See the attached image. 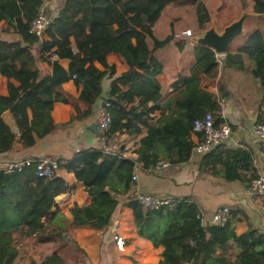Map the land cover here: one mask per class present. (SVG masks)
<instances>
[{
    "label": "trees",
    "instance_id": "trees-1",
    "mask_svg": "<svg viewBox=\"0 0 264 264\" xmlns=\"http://www.w3.org/2000/svg\"><path fill=\"white\" fill-rule=\"evenodd\" d=\"M210 1L63 0L60 13L40 38L30 33V23L39 14L43 0H0V78L9 80L10 93L7 98L0 95V157L11 151L17 138L30 148L36 138L43 139L56 130L52 111L55 103L67 100L62 86L74 76L81 91L80 101L88 110L81 114L76 107L73 120L92 115L109 74L112 83L106 101L111 104L113 121L108 138L116 140L121 134L139 135L146 130L136 149V160L87 150L64 165L92 197L87 207L74 205L71 220L53 210L55 198L68 188L62 179L39 177L33 168L22 173L0 172V264L20 263L25 253L18 245L19 239L32 244L61 243L68 240L71 228H108L119 208L117 196L131 189L136 167L156 173L162 156L171 167L190 162L197 144L192 139L195 121L212 113L218 126L222 121L219 103L230 95L225 85L218 96L207 90L206 79L217 77V54L210 48L193 45L192 51H187L194 56L189 73L173 80L169 85L173 93H164L158 77L164 74L165 63H174L171 57L185 50L186 41L176 36L188 27L177 28L176 22L195 17L200 31L206 30L213 13L207 3ZM243 4L239 12L245 9L264 15V0H243ZM165 14L166 25L162 27ZM12 34L19 39L4 38ZM37 45L41 58L52 68L50 76L28 69ZM170 47L173 53L160 56ZM231 49L224 58L225 67L248 70L256 80L262 95L261 116L256 123L263 122L264 29L255 30L235 51ZM109 54L122 57L129 70L115 77V67L107 62ZM63 59L70 60L68 70L59 64ZM95 62L104 70L98 69ZM6 111L12 113L21 132L19 137L4 121ZM156 112L161 116H154ZM197 135L203 141L204 135ZM199 167L203 174L232 182L243 180V172L254 170V162L251 152L226 149L221 144L201 157ZM174 201V207L159 210H146L136 200L129 203L139 235L163 248L160 264H264V235L250 229L238 236L233 217L224 226L204 225L201 208L195 201ZM234 247L241 253L233 260ZM218 250L224 258L218 257ZM31 264L65 261L59 252H53L40 262L31 260Z\"/></svg>",
    "mask_w": 264,
    "mask_h": 264
},
{
    "label": "crops",
    "instance_id": "crops-1",
    "mask_svg": "<svg viewBox=\"0 0 264 264\" xmlns=\"http://www.w3.org/2000/svg\"><path fill=\"white\" fill-rule=\"evenodd\" d=\"M61 6V3L53 2L50 7H47L46 12L54 19L60 13ZM1 25L5 26L3 23ZM10 36H5L4 38L8 40L19 39L15 34ZM178 36H176L177 39H182ZM44 39H47V37L45 36ZM183 40L188 41V39ZM189 45L194 44L190 41ZM187 51H189V48L185 46L183 52L176 53L177 61H174V63L167 62L168 65L165 63V72L158 77V81L165 88V94L173 93V89L169 85L175 78L179 75H188L194 56ZM183 53L188 55H183ZM34 55L35 59L28 64V69L32 71L39 70L43 77L50 76L52 68L41 58L40 45L34 48ZM179 59H182L186 69L179 68ZM107 62L110 66L115 67V77L121 76L129 70L128 65L119 55L109 54ZM247 62V59H245V63ZM13 63L17 64L18 61L13 60ZM59 64L68 70L70 60H59ZM94 64L98 69L104 70L99 63L95 62ZM230 70L228 69L226 73H229L231 78L243 77V71L234 69L236 70L235 72H229ZM237 72L240 74H236ZM227 76L229 79L230 76ZM219 80L221 81V79ZM218 81L210 84L205 82L208 85L207 90L217 96L220 95L221 88ZM11 82L16 86L19 85L14 80H11ZM8 83L9 80L6 77L0 78V95L2 97L7 98L10 96ZM111 83L112 79L109 74H106V78L103 81V93L94 106L92 115L88 117L83 115L76 120L72 119L77 114L76 107L81 114H84L88 108L80 101L81 91L78 89L75 80L72 79L63 84L62 88L67 100L55 103L52 111L56 130L43 139L36 138V144L30 148L24 147L21 140L17 138L11 151L7 155L2 156L11 159L47 157L58 161L61 167L55 177L56 179H62L68 188L55 198L56 207L53 210H59L70 220L72 219L71 209L74 205L87 207L92 203V197L84 184L78 181L73 172L66 170L64 165L75 160L82 151L100 150V135L95 127L97 126L100 109L111 91ZM251 85L252 88L249 90L250 99L243 100V93L241 91L237 92L240 86L237 83L230 91L231 97L224 99L230 106V115L227 121L232 126L233 133L230 139L223 143V148L243 149L251 152L253 157L254 170L243 172V180L229 182L219 176L201 173L199 167L201 157L199 156H193L190 162L172 166L163 172L152 173L140 169L137 174L138 179L136 183L132 182L131 189L126 194L117 196L120 203L119 208L108 228L103 230L71 228L68 232V240L61 243L32 244L25 238L22 239L23 243H31L32 251L34 252L43 251V253H48V255L53 252H59L65 264H160L163 248L155 247L152 241L139 235L134 213L129 205L130 202L136 200L139 193L168 196L173 200L191 199L200 206L204 225H212V218L218 209L229 207L233 214L238 236L246 234L250 229L264 235V214L262 211L264 197L252 198L247 194V188L252 179L258 174H264V148L253 133V126L261 116L262 95L258 93L256 84L252 83ZM246 87L248 86L246 85ZM154 116L158 118L161 113L156 112ZM3 119L12 130L17 129L15 119L10 111L4 112ZM145 134L146 130L143 129L142 134L132 136L121 134L116 137V140L123 146L129 147L132 150L130 159L136 160L138 157L136 149L139 146L140 139ZM192 139L195 143L200 142L197 134H194ZM115 230L120 232L127 240V247L124 253L119 252L115 247V242L113 241ZM23 245L21 246L24 247ZM28 247L26 249L22 248L25 254L19 264L21 262L22 264H31V260H34L32 257L29 258L28 256L27 258L26 256L28 254L27 250L29 251ZM233 251L232 258L234 260L235 256L241 253V250L238 247H234ZM217 254L219 258L225 257L220 250H218Z\"/></svg>",
    "mask_w": 264,
    "mask_h": 264
},
{
    "label": "built area",
    "instance_id": "built-area-1",
    "mask_svg": "<svg viewBox=\"0 0 264 264\" xmlns=\"http://www.w3.org/2000/svg\"><path fill=\"white\" fill-rule=\"evenodd\" d=\"M53 2H59L62 5L63 0H43L39 14L30 23V33L35 34L40 38L45 35V32L50 27L53 20V18L47 14L46 9L47 7H50ZM178 37L191 41L194 35L192 31L185 30ZM218 56L219 55H217L216 64L221 66L219 64H224V59L222 62ZM75 78L76 76H74L73 79ZM219 104L220 110L218 115L222 121L218 126L216 124L217 119L212 113H207L203 119H198L194 123L195 134L202 133L204 135L203 141L197 143L196 147L194 148V156L202 157L203 155L213 151L216 147L229 140L233 133V128L227 121V118L230 115L229 103L225 100H221ZM110 108L111 104L108 101L104 102L97 119V130L100 135V150L104 154L111 157L130 159L132 157V150H130L129 147L123 146L117 140H110L108 138L113 121ZM13 132L16 133L18 137L21 135V132L18 129H13ZM253 133L264 148V121L254 124ZM60 167L61 165L58 161L47 157L38 159H11L0 157V172L7 174L22 173L27 169L33 168L37 176L43 178H53L60 170ZM169 168H171L170 163L164 156H162L158 161L156 172H163ZM138 171L139 168L136 167L132 178L133 183H136L138 179ZM247 194L252 198L264 197V174H258L252 180L250 186L247 188ZM136 201H138L146 210H159L163 207L172 208L175 205V201L168 196H160L148 193H139L137 195ZM262 211L264 214V203L262 205ZM232 217L233 215L230 208L222 207L215 212L212 218V225L218 224L224 226L230 219H232ZM113 241L115 242L116 249L119 252L124 253L127 247V240L117 230H115L113 233Z\"/></svg>",
    "mask_w": 264,
    "mask_h": 264
},
{
    "label": "rangeland",
    "instance_id": "rangeland-1",
    "mask_svg": "<svg viewBox=\"0 0 264 264\" xmlns=\"http://www.w3.org/2000/svg\"><path fill=\"white\" fill-rule=\"evenodd\" d=\"M239 1L241 2L240 4H239ZM207 3L212 8L213 13L211 16L210 26L206 30H208V29L212 28V26H214L215 29L218 31V33H222L226 26H228L232 22L238 20L241 17L243 12H247L245 9H243L242 11L239 12L238 8L244 7L243 0H211L210 2H207ZM165 18H167L166 14L164 15V18H162V20L160 19L161 20L160 26H162V27H165V25H166L165 20H164ZM184 26L188 27L187 30L192 31L194 37L201 36L205 31V30L200 31L199 23L197 22L195 17L193 20H190V19L187 20V18H186L184 20L180 19L176 22L177 28H183ZM258 29H260V30L264 29V15L254 14V15L248 17L245 21L244 33L240 37L235 39L231 44V47H232L231 52L235 51L234 49L238 48L251 33H253L255 30H258ZM0 32H1V28H0ZM10 38H12V37L10 36ZM180 40L183 42L186 41L183 39H180ZM185 43H186L185 46H187L192 51L193 45H189L190 40L186 41ZM170 52L173 53L172 47L166 48L164 50V52L161 53L160 56L166 55L167 53H170ZM183 55H188V54L183 53ZM225 56L226 55H219L218 58L223 62V59L225 58ZM186 57H188V56H186ZM171 58H173V61L178 60V58L176 56L171 57ZM178 65H179V68L186 69V66H184L182 59H179ZM219 65H221V66H217L218 67L217 68V77L215 78V80L214 79H212V80H213V83H216L219 79H221V81L220 80L218 81L219 85H221V86L225 85V89H226L225 92H227L228 94H230V91H232V89L236 86V83L238 85H240L237 89V92L239 93V91H241L243 93V100L251 98L249 90L252 88V85H251L252 83L256 84V89L259 90V85L257 84L256 80L252 77V75L248 72V70L243 72V74H242L243 80H242L241 77H238V78L232 77L231 78L230 74L226 73V72H228V69H231L229 72H235L236 70H234L232 68L225 67V65L223 63H220ZM236 74H240V73L237 72ZM227 75L230 76L229 79L227 78L228 77ZM212 80L209 77V80H207L206 83L210 84V83H212ZM234 82H236V83H234ZM246 85L248 87H246ZM233 93H235V92H233ZM228 96L230 98L231 94ZM18 242H19L18 245L21 249L22 248L26 249V247L29 246L28 247L29 251L27 250L28 254H26L27 258L29 256V258L32 257V259H34V260L36 259L37 261H41L44 256L48 255V253H43V251H38V252L32 251V244L29 242L23 243L22 239H19ZM22 244H24L23 245L24 247L21 246ZM21 264H22V262H21Z\"/></svg>",
    "mask_w": 264,
    "mask_h": 264
},
{
    "label": "water",
    "instance_id": "water-1",
    "mask_svg": "<svg viewBox=\"0 0 264 264\" xmlns=\"http://www.w3.org/2000/svg\"><path fill=\"white\" fill-rule=\"evenodd\" d=\"M252 15L254 13L243 12L241 17L226 26L222 33H218L212 26V28L205 30L201 36L193 37L191 41L194 45L210 48L217 55H226L232 42L244 33L245 21ZM95 129L97 130V126Z\"/></svg>",
    "mask_w": 264,
    "mask_h": 264
}]
</instances>
